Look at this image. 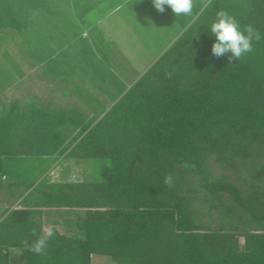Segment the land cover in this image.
<instances>
[{"label": "trees", "instance_id": "1", "mask_svg": "<svg viewBox=\"0 0 264 264\" xmlns=\"http://www.w3.org/2000/svg\"><path fill=\"white\" fill-rule=\"evenodd\" d=\"M193 3L189 22L129 86L108 72L116 97L101 113L53 95L0 101V189L21 198L0 209V264H13V248L21 264H91L93 254L112 264H264V0ZM111 6L0 0V32L18 31L36 51L20 75L41 66L63 78L52 66L79 32L72 17L85 24ZM221 9L260 37L238 60L211 53L207 24ZM6 71L1 93L15 79ZM60 156L99 159L98 178L37 179ZM199 205L216 210V225L200 221ZM46 227V253L30 251L25 242Z\"/></svg>", "mask_w": 264, "mask_h": 264}, {"label": "rangeland", "instance_id": "2", "mask_svg": "<svg viewBox=\"0 0 264 264\" xmlns=\"http://www.w3.org/2000/svg\"><path fill=\"white\" fill-rule=\"evenodd\" d=\"M143 1L144 0H130L129 4L123 5L121 10V12L126 11L129 14L128 16L130 19L128 18V23L131 21L136 27H138L134 33H130L129 30V34H126L127 39L129 38V41H132L131 45H126L124 42L122 48L120 44L118 47L120 52L119 54L122 55V58H119L123 63V66H120L119 71H121L126 81H130L135 74H140V71H143L148 63H150L152 59H154L159 54V52L163 51L164 47L169 45L168 43L171 40V36L169 34L173 32L174 36L178 31L180 33L184 27L183 25H185L184 23L189 22L190 19V17L175 16L167 7L165 8L164 12H158L153 8L152 5H142L139 8L134 6L136 3L138 4L139 2ZM193 2H200V0H193ZM130 4H132V7L136 9L128 10L127 8L130 6ZM137 31H139V33ZM136 37H138L140 41ZM122 39L125 41L124 38ZM138 41L139 43H137ZM33 47V44L26 42L25 39H22L16 30L3 29L2 32H0V87L5 86V83L8 82L5 78V72H7L6 70L11 69L13 74L16 72L15 79H12L16 83L13 82L14 84L7 88L4 92H0V101L10 100L14 97H20L28 93H33L32 91L36 92L38 91V88L41 91L43 90L42 87L48 86L42 83L41 85L36 84L33 82L35 78L31 77H29L31 82H27L28 79H24V82L22 83L20 82L19 77L22 76V74L20 75L21 61H28L30 63L35 61L33 54L36 53V51ZM124 51L125 53H123ZM75 59L76 58H69L71 61H75ZM24 66L26 67L27 64ZM29 67L31 68L32 66ZM42 67L44 68L43 64ZM109 68L115 75L117 74L116 68H114L115 70L111 69V67ZM95 72V78H93L94 82H91V75L86 74L89 75L86 76L83 70H79L76 77L72 76V78L63 77L60 79H53L52 83L54 87L59 90L62 89V91L65 90L67 96L64 97H68L69 99L71 98V101L61 100L63 102H60V105L62 106L63 103V105L67 104V107L77 106L88 114L91 112L95 114L101 113L110 103V101L116 97V91L108 76V71L106 68L100 69L98 67L96 68ZM95 75H98L99 78H96ZM16 78H18V80ZM47 78L54 77L48 74ZM32 83L34 84V87H32ZM8 84L9 83L6 85ZM67 91H71L72 94L69 95L70 92ZM51 94H55V96L58 97L57 99L60 98L56 91ZM63 94L65 93L63 92ZM72 99L79 100L73 101ZM5 106H3V108ZM32 158L33 157H27L26 161L30 163H38ZM45 161L46 163H49V168L45 171V173H39L37 179H40L42 176L46 177L50 181L62 179L94 180L98 178L97 166L99 164V159H80L76 163L74 160L60 156L54 161ZM17 163L18 165L20 164L17 169L24 171L26 167L23 165H26L27 163L25 161H20ZM214 172L216 174L219 173V168L215 167ZM3 179L5 180L4 184H6L8 181H12L13 177L5 176ZM6 192H8V189L6 185H3L2 189L0 190V193L2 194H0L1 200H3V195L7 197ZM200 209L202 213H200V221L202 223H208L213 226L218 223L216 210L213 209L209 211L202 205L200 206ZM58 231L61 230L59 229ZM91 264H112V261L107 255L93 254L91 256Z\"/></svg>", "mask_w": 264, "mask_h": 264}, {"label": "crops", "instance_id": "3", "mask_svg": "<svg viewBox=\"0 0 264 264\" xmlns=\"http://www.w3.org/2000/svg\"><path fill=\"white\" fill-rule=\"evenodd\" d=\"M126 1L112 0V6L109 7L107 11L101 12V7L98 8L99 11H95L90 16L91 17L90 22H87L85 24H81V22L75 16L72 17L70 22L74 27L77 26L79 28V32L75 35L73 34V32L69 33L68 41L61 43L59 48H57L56 54L60 55V58L56 60V63H53V66H52L53 69L56 71H59L58 74H61L62 76L68 77V78L69 77L72 78V76L76 77L77 72L79 70H83L85 75L86 74L91 75L90 76L91 82H94L93 78L95 77H94V73L92 72V69L94 68L96 69L98 67L100 69L106 68L108 72L113 73L109 67H111V69L116 68L117 76L114 73L113 74L117 78H120L122 83L126 84V86H129V84H131V82H133L148 67L150 63H148V65L143 71H140V74H137V75L135 74L134 77H132L130 81H126L121 71H119L120 66H123L122 65L123 63L121 62V59H120L122 58V55L119 54L120 52L118 50L119 44L121 45V48L124 42L126 43V45L127 44L131 45L132 41L130 42L129 38L127 39L126 34H129L128 32L129 30H130V33H134L135 30L138 29V27H136L134 23H132L131 21L130 23H128L130 19L128 16L129 14L126 11L121 12L123 5L129 4L130 2V0H126ZM136 4L135 5L133 4V5L137 8ZM139 7L140 6H138V8ZM136 8L132 7V4H130V6L127 9L133 10ZM137 32L139 33V31ZM178 34H179V31L176 33V35L173 36V32H171V34H169L171 36V40L168 44H171L173 39L176 38ZM119 35H122V36H119ZM122 38H124L125 41ZM136 38L138 39V37ZM138 40L140 41V39ZM139 41L137 43H139ZM165 48L166 47H164V49ZM123 53H125V51ZM67 56H68V60H67ZM69 58H76V59L75 61L74 60L71 61L69 60ZM31 73L37 74L35 75V77H32V78H35L33 82L39 85H41V83L48 85L47 87H42L44 92L43 90L40 91L38 88L37 89L38 91L36 92L32 91L33 92L32 94H36L39 97L46 96V95H49V96L53 95L54 99H57L58 97H56L55 94H51L56 91V93H58L60 96L59 100L71 101L70 100L71 98L69 99L68 97H64V96H67V94L63 95L59 89H56L54 87L52 83V78H47L49 72H41V66H35L28 73H23V75L20 78V82L21 83L24 82V79H28L27 82H31V80L29 79V74ZM58 76L59 75H57L55 79H57ZM86 76H89V75H86ZM95 76L96 78H99L98 75H95ZM14 83L10 84V86L13 85ZM32 87H34L33 83H32ZM67 92H70L69 95L72 94L71 91H67ZM72 100H75V99H72ZM89 114L91 115L92 112ZM16 193L6 192L7 197L3 195V200L0 199V209L7 207L10 210L16 207V205H20L21 198ZM50 223L51 222H49V224ZM56 228L57 230L60 229L62 231V226H60V224L59 225L56 224ZM10 253L13 258L12 259L13 264L22 263L23 252L21 250L13 248L10 250Z\"/></svg>", "mask_w": 264, "mask_h": 264}, {"label": "clouds", "instance_id": "4", "mask_svg": "<svg viewBox=\"0 0 264 264\" xmlns=\"http://www.w3.org/2000/svg\"><path fill=\"white\" fill-rule=\"evenodd\" d=\"M153 8L158 12H164L165 8L177 17H188L193 14V0H151ZM208 31L214 37L211 43V53L216 57L224 56L226 53L233 60H238L252 50L253 38L259 39L257 34L253 36L251 26L242 28L240 23L225 10H218L213 19L207 24ZM53 235V229L43 228L35 238L25 244L30 251L43 255L46 253L49 239Z\"/></svg>", "mask_w": 264, "mask_h": 264}]
</instances>
